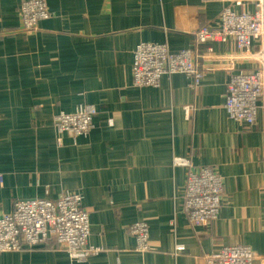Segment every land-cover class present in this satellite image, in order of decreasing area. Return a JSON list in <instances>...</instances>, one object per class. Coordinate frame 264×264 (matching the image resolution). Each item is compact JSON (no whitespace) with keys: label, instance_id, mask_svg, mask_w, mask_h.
<instances>
[{"label":"crops","instance_id":"1","mask_svg":"<svg viewBox=\"0 0 264 264\" xmlns=\"http://www.w3.org/2000/svg\"><path fill=\"white\" fill-rule=\"evenodd\" d=\"M21 1L0 0V217L17 201L76 191L88 244L102 252L72 260L50 240L0 254V264H205V254L233 245L252 248L254 264H264V113L246 128L223 108L228 70L249 71L251 62L225 61L223 69L216 56L232 46L212 44V57L198 59L203 77L194 90L179 73L158 88L131 79L140 42L191 48L192 33L214 25L222 9L251 12L254 2L45 0L49 19L24 31ZM89 104L98 113L88 136L57 134L56 113ZM174 158L222 177L215 221L194 228L186 219L179 197L187 169ZM139 221L148 223L146 254L128 232Z\"/></svg>","mask_w":264,"mask_h":264},{"label":"built area","instance_id":"2","mask_svg":"<svg viewBox=\"0 0 264 264\" xmlns=\"http://www.w3.org/2000/svg\"><path fill=\"white\" fill-rule=\"evenodd\" d=\"M254 11L239 12L227 6L222 9L214 25L201 27L192 33L193 47L172 53L166 44L140 42L132 58L131 79L136 88H158L162 77L184 75L191 89L202 82L198 59L209 60L214 52L212 44H229L227 54L216 56L223 69L225 61H249L252 68L242 71L231 68L224 85V112L229 120L247 127L254 125L258 110L264 113V0H252ZM21 30L35 31L40 21L50 15L45 0H22L19 6ZM205 48L206 53L199 52ZM215 59V58H214ZM233 65V64H232ZM98 111L91 104L79 105L72 113L63 110L53 117L60 136L79 139L94 128ZM108 124L113 125L109 120ZM173 166L187 169L183 196V213L194 228L215 221L221 206L222 177L211 168L195 167L189 159H173ZM2 177L0 176V182ZM81 195L66 192L52 201L48 198L17 201L10 213L0 217V254L18 253L53 240L72 260H85L102 252L101 247L89 246L90 224ZM135 240V251H151L148 223L139 221L128 226ZM184 247H176L180 252ZM257 254L244 245L221 248L205 254V264H254Z\"/></svg>","mask_w":264,"mask_h":264},{"label":"rangeland","instance_id":"3","mask_svg":"<svg viewBox=\"0 0 264 264\" xmlns=\"http://www.w3.org/2000/svg\"><path fill=\"white\" fill-rule=\"evenodd\" d=\"M185 180H186V177H185ZM184 186H185V183H184ZM185 190H186V186L184 187V191H183L181 197H179V199H181L180 205H181L182 211H183V204H182V201H183V196H184Z\"/></svg>","mask_w":264,"mask_h":264}]
</instances>
